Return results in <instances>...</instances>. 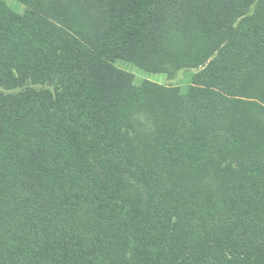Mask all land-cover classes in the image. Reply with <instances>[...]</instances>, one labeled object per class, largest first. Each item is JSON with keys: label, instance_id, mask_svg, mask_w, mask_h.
<instances>
[{"label": "trees", "instance_id": "obj_1", "mask_svg": "<svg viewBox=\"0 0 264 264\" xmlns=\"http://www.w3.org/2000/svg\"><path fill=\"white\" fill-rule=\"evenodd\" d=\"M20 1L79 39L0 0V264H264V3Z\"/></svg>", "mask_w": 264, "mask_h": 264}, {"label": "rangeland", "instance_id": "obj_2", "mask_svg": "<svg viewBox=\"0 0 264 264\" xmlns=\"http://www.w3.org/2000/svg\"><path fill=\"white\" fill-rule=\"evenodd\" d=\"M3 1L10 8L15 10L16 12L31 14V15L37 17L38 19L44 21L45 23L49 24L50 26L79 39V37L77 35H75L73 32H71L70 30H68L67 28L62 26L61 24L53 21L52 19L48 18L44 14L34 10L30 6H28L27 4L21 2L20 0H3ZM178 1L179 2L180 1L185 2L184 3L185 7L188 8L189 5L196 7V5H198V3L201 0H178ZM216 1L217 0H214V2H216ZM243 2L245 4L247 3L249 5V8H248L246 15L248 17H252L256 12L259 11V8L264 3V0H243ZM260 11H261V9H260ZM184 22H186V21L183 19L178 21V23H184ZM239 22H241V20L237 21L238 24H239ZM167 46H170V45H167ZM167 49H168L167 47H165V48L154 47L151 55L148 57V63H147L148 66L146 69H142V68L140 69L139 67L135 66L134 64H131V63L126 62V61L118 60L115 57V55H110V60L112 62H114L117 66L124 68L127 72L132 74L135 82L138 85H142L146 80H151V81H155V82L162 83L165 85L181 84V85L189 86L191 81H192L193 75L197 72L198 69H196V68H182V69L177 68V69H175L173 67L171 69V71L169 72V74L165 73L166 68L168 66V63H169V57L167 54L168 53ZM156 53H158V55H160V56L155 57ZM0 91L7 92L3 88H0ZM162 94L163 93L160 91L157 94V96L163 97ZM172 94L173 95H172V98H170V102H166L164 100H161L162 101V112H160V114H162V115H167L171 120H172V118H171V115L169 112L170 108L167 107V104L172 103L171 101H173V103H177L178 98H179L178 93L175 92ZM210 174L211 173L203 176L204 178L202 177L203 178L202 182H200V181L195 182V183H198L197 185L193 184L194 182H193V180H191L192 177H189V176L184 177V182L189 187V189H194L195 187H205L211 192L218 187L219 183H218V179L215 178L213 176V174H211V175ZM194 181H196V180H194Z\"/></svg>", "mask_w": 264, "mask_h": 264}, {"label": "crops", "instance_id": "obj_3", "mask_svg": "<svg viewBox=\"0 0 264 264\" xmlns=\"http://www.w3.org/2000/svg\"><path fill=\"white\" fill-rule=\"evenodd\" d=\"M139 68H140V67H139ZM140 69H141V68H140ZM142 69H143V68H142ZM160 84H162V83H160ZM167 87H169V88L180 89L183 93H185V92H187L189 86H185V85L178 84V85H172V86L167 85Z\"/></svg>", "mask_w": 264, "mask_h": 264}]
</instances>
